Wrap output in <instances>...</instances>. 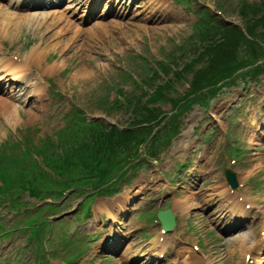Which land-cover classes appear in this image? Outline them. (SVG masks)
Wrapping results in <instances>:
<instances>
[{
  "label": "rangeland",
  "instance_id": "obj_1",
  "mask_svg": "<svg viewBox=\"0 0 264 264\" xmlns=\"http://www.w3.org/2000/svg\"><path fill=\"white\" fill-rule=\"evenodd\" d=\"M187 1L190 3L189 9L183 5L182 1L170 5L169 0H153L152 3L156 9L165 10V15L161 16H169L167 20L145 19L146 17L151 18V16L144 15L142 10H138L140 13L133 18L118 22L120 27L89 28L87 32H82L79 38H73V40L65 39L63 34L67 30L64 31V28L60 27L63 34L59 32L56 36L58 42L56 48L54 46L51 48L50 40H52L54 32L57 34L59 29L50 33L45 32L44 51L53 53H51L53 56L49 62L52 64L60 62L62 65V69L59 71L58 69L52 71L53 75L50 78H55L60 87L73 93L80 102L91 103L93 108L99 107L96 104V101L99 100L98 96L110 89L111 86L128 91L133 90L135 97H138L134 101V105L137 107V101L145 103L150 98L151 92L156 91L158 87L163 88L170 84L172 89L167 90L168 94L171 97H181L188 92L192 81L196 80L201 84V87H210L211 84L216 83L214 78L219 67L230 64L241 66L245 62L257 58L258 54L264 53V51H251L254 49V46L251 47L252 45H255V49L262 48L258 44L263 38L254 36V33L256 32L258 35L264 32V0ZM208 5L214 9L212 13L216 14L212 21L220 24L219 27L195 28L194 25L202 20L200 12ZM216 11L221 14H217ZM101 24L99 23L97 26ZM255 29L256 31L253 33ZM10 32L6 33V30H3L0 17V44L3 45L4 51H16L21 47L20 44H9L14 41L29 43V38H31L36 44L40 40V34L28 29L25 25H22V28L16 32L19 34L17 37ZM39 32L43 33L42 30ZM249 37L251 38L248 40ZM244 38H247V41ZM67 40L70 42H66ZM81 43V46H76ZM33 45L31 44L30 48ZM253 52L258 54H254V57L251 58ZM11 54L13 53L11 52ZM66 69L69 72L64 73L61 77ZM38 71L40 70L36 66L26 68V73ZM177 73L180 74L177 75ZM215 92L217 91L213 93ZM128 97L130 95L126 98ZM209 97L208 107L196 103L180 115L177 122H174L179 125L177 137L160 154L159 168L156 171V175L160 177L162 183L161 172L171 175L178 165L184 164L188 159L194 164L197 163L196 169H200V174L195 186L196 194L200 197L196 199V196L192 195L194 192L189 188L192 193L190 195L182 194L185 198L180 201L174 202L165 199L164 202L161 200L160 187H155L156 185L153 183L144 184L143 182L147 181L144 180V175L140 177L136 172L135 176H128L123 183L119 184L118 189L122 196L117 198V203L102 201L101 214L92 212L93 216H90L85 223L87 235L93 233L100 235L106 230L115 231L109 225L110 222H106V213H113L117 217L122 216L123 214L118 209L124 203L128 210L126 214H135L132 209L139 207L138 201L143 197V201L149 203L152 201L151 198L155 200V209L163 208L166 203H169V206H176V210L181 215L183 212H192L194 217L192 223L198 230V236L203 240L205 250L213 253L217 263L225 262L222 260L223 254L232 245L228 244V241L223 237H218L217 233L215 235L211 232V222L209 224V221L202 218L199 212L201 209H205L203 206L205 203L213 206L209 208L210 211L223 209L225 186L222 185V167L226 166L232 168L237 173L238 179L246 184V191L248 195H251L250 200L256 207V210L252 209L253 213L249 215V220L252 223L246 224L245 232L250 236L264 230V216L259 214L260 210L264 211V136L261 140L256 138L257 133L264 134V76L244 78L235 85H225L217 95ZM6 102L10 103L13 108L15 107L14 103ZM170 102L159 103L161 109L167 114L171 112ZM156 105L158 106V104ZM151 106L153 107V105ZM89 108L93 110L92 107ZM110 114L118 123L126 124L132 121V116H124L130 114L126 106L121 109L117 117L115 114ZM9 117L7 113L0 116V122ZM172 125L174 124H168V128ZM232 143H235L234 147L241 149V154L238 160H235V164H233V159L231 161L228 159L229 146ZM201 161L205 162V168ZM202 173L203 175H201ZM161 183L160 185L163 186ZM138 188L140 189L137 191ZM25 199L30 201L31 206L43 205V203L30 198L28 194ZM135 200L137 201L135 202ZM186 200L188 202H185ZM213 203L215 204L213 205ZM147 205H143L142 209ZM69 210L70 212L67 213L72 214L73 211L76 213L74 203L67 209V211ZM141 212L142 210L138 214ZM31 213H35V210H32ZM45 215L50 216L49 212H46ZM73 215L74 213L71 217ZM0 217L10 224L17 223L21 221V218L27 216L21 214L16 217L15 213H9L7 209H0ZM101 223L103 226L97 229ZM135 223V220L131 221L130 227L122 230L123 236L130 234L133 239H135V235L138 236L133 233ZM122 224L125 226L123 217ZM85 226L81 230H84ZM187 228L189 231L195 232L190 223H187ZM190 235L191 233L189 235L185 233L182 240L188 243ZM24 241L26 239L16 233L15 238L7 241V247L2 246V249L11 256V253L21 247ZM187 245L191 248L192 244ZM187 245H183L182 248H187ZM235 247L233 246V252H235ZM177 250H181V248L178 247ZM127 252L129 255L135 252L134 246L131 245ZM96 253L95 248L92 254ZM85 255L79 261L88 264L90 254L86 252ZM130 257L128 256L124 262L120 259L109 264H128ZM234 258L237 259V254ZM101 259L100 257L97 261L95 260V264H107L103 261L101 263Z\"/></svg>",
  "mask_w": 264,
  "mask_h": 264
},
{
  "label": "trees",
  "instance_id": "obj_2",
  "mask_svg": "<svg viewBox=\"0 0 264 264\" xmlns=\"http://www.w3.org/2000/svg\"><path fill=\"white\" fill-rule=\"evenodd\" d=\"M178 74H180V73H177V75ZM166 87L167 88H171V85L170 84H167L166 85ZM204 87H201V84L199 83V82H195V81H193V84H192V87H191V90H190V92L186 95V96H184V100H190V96L191 95H195V94H198L202 89H203ZM160 90H161V88H159V92H157V96H155V97H151L150 98V100L149 101H151V102H156L158 99H160V97H162V96H160ZM123 135V134H122ZM125 135H127V139L129 140V141H132L133 139H135V142H136V140H137V137H139V134L138 133H136L135 132V134H133V133H131V132H126V133H124V135L123 136H125ZM133 135H135V137H133ZM147 136V134H142V136ZM106 137V140L107 141H103L102 143H101V150H102V152L104 153L102 156L106 159H108L109 161H110V164H109V166H108V170H106V173L105 174H107V173H111L113 170H114V168L116 167V166H118L117 165V163H115L116 161H114L113 160V158L114 157H119L120 155V150H119V146L117 145V144H115V143H117V142H119L120 141V139L118 138V137H116V138H109V137H107V136H104V138ZM126 138H124V139H126ZM137 146V145H136ZM104 147L106 148V151H104L103 149H104ZM136 149V148H135ZM125 152V151H124ZM98 154H101V152H98ZM101 168V167H100ZM98 172V171H97ZM97 180L99 179V177H98V175H97V178H96Z\"/></svg>",
  "mask_w": 264,
  "mask_h": 264
},
{
  "label": "bare ground",
  "instance_id": "obj_3",
  "mask_svg": "<svg viewBox=\"0 0 264 264\" xmlns=\"http://www.w3.org/2000/svg\"><path fill=\"white\" fill-rule=\"evenodd\" d=\"M68 11H74L75 12V7H73V6H69L68 7V9H67ZM0 16L1 17H3V19H4V21H5V23H7V26H9V25H15V24H17V23H20L19 21L21 20H19V21H12L11 19H13L14 18V16L13 15H11V14H9L8 13V11H3L2 9H0ZM11 16H13V18H11ZM82 17H84V16H82ZM41 18H43V16L41 17ZM51 18H53V20H57V21H60V23H61V19H63L64 17L63 16H58V15H56V13L55 14H51ZM44 19V21L47 19V17L46 18H43ZM53 25H56V24H54V23H52ZM58 26V25H57ZM7 29H9V27H7ZM47 31V33H49V32H51V31H53V29H46ZM50 30V31H49ZM58 34V33H57ZM43 40V38H42V36L40 37V40L39 41H42ZM39 45H41L42 46V44L40 43ZM57 46V45H56ZM37 52L36 51H33L32 52V55H33V58L36 56V55H34V54H36ZM26 66V65H25ZM19 67H22V66H20L19 65ZM7 72L9 73V74H11L13 77H16V75H19L17 72H16V70L15 69H13V68H9L8 70H7ZM39 85H40V83H39ZM38 88V87H37ZM7 109V108H6ZM7 111H8V109H7ZM185 264H189L188 262H185Z\"/></svg>",
  "mask_w": 264,
  "mask_h": 264
},
{
  "label": "water",
  "instance_id": "obj_4",
  "mask_svg": "<svg viewBox=\"0 0 264 264\" xmlns=\"http://www.w3.org/2000/svg\"><path fill=\"white\" fill-rule=\"evenodd\" d=\"M170 214V212L168 211V212H166V213H164V216H165V218H167L168 219V215Z\"/></svg>",
  "mask_w": 264,
  "mask_h": 264
}]
</instances>
